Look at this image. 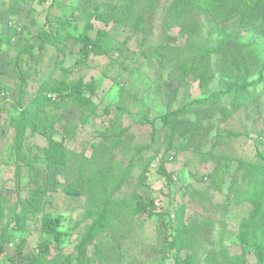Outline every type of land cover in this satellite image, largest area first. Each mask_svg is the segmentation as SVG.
I'll return each mask as SVG.
<instances>
[{"label":"rangeland","instance_id":"1","mask_svg":"<svg viewBox=\"0 0 264 264\" xmlns=\"http://www.w3.org/2000/svg\"><path fill=\"white\" fill-rule=\"evenodd\" d=\"M82 1L0 0V194L13 207L16 187L25 199L29 189L46 186V200L51 205L40 212L39 220L26 224L24 233H8L6 254L19 245L27 255L37 253L44 239L40 220L46 213L53 220L59 219L57 230L65 234L62 254L75 257L76 247L91 224L82 218L92 206H100L103 198L99 191L97 197L64 194L69 182L60 173L46 175L38 151L28 166L21 168L19 180L15 175L9 119L19 113L17 101L25 104L50 77L55 82L81 79L84 98L93 97L94 112L82 127L74 109L70 116L65 114L76 129L64 140L66 149L89 157L90 146L103 141L101 134H110L118 123L128 128L133 140L112 161L115 175L126 169L131 157L135 160L131 177L117 194L124 200L120 210L133 206V195L153 206L150 217H133L130 223L113 227L87 245L85 264H173V252L163 249V239L165 233L173 232L170 227L175 212L182 207L186 209L185 224L197 227L192 264H228L229 259L240 257L245 264H256L252 250L238 240L239 225L250 211L249 203L238 192L252 194L264 185V162L256 156L257 152L264 155V11L226 18L200 11L194 32L180 28L164 31V12L172 0H159L152 19H141L139 28L132 32L119 24L105 26L97 18L108 16L111 7L119 14L124 8L122 0ZM69 8L75 15L64 48L59 54L48 46L39 51L38 32L49 24L55 30L56 21ZM10 29H19L13 42L7 41ZM101 30L114 39L110 56L90 55L82 60L78 38L95 39ZM226 47L233 50L230 59L219 53L218 48ZM25 49L28 54H24ZM178 58L209 63L207 81L200 83L192 76L181 85L169 81L177 76L174 62ZM21 77L26 83L20 97ZM243 84L244 90L240 89ZM183 109L186 112L177 117L178 125L171 135L159 117ZM150 122L156 140L147 149ZM47 134L61 141L53 131ZM26 144L35 149L47 147L38 133L27 132ZM168 146L171 149L167 152ZM171 154L173 160L168 159ZM162 162L173 183L160 174ZM145 165L143 183L140 171ZM250 167H256V179ZM252 181L256 187L249 185ZM216 185L221 186L217 189ZM235 186V193H231ZM206 221L211 225L204 226ZM188 254L184 251L181 255ZM0 264H8L6 256Z\"/></svg>","mask_w":264,"mask_h":264},{"label":"trees","instance_id":"2","mask_svg":"<svg viewBox=\"0 0 264 264\" xmlns=\"http://www.w3.org/2000/svg\"><path fill=\"white\" fill-rule=\"evenodd\" d=\"M82 1V0H80ZM93 1V0H83ZM82 1V2H83ZM124 4L123 10L119 14H115L116 8L111 7L108 16L102 17L98 15L99 22L105 26L109 23L119 24L130 27L132 32L140 26L141 19L151 20L155 14L156 6L159 0H122ZM261 9L264 11V0H172L170 5L165 9L163 20L164 31L171 28L190 29L194 32L198 28V17L200 11L212 12L217 18H226L228 16L245 17L246 14H260ZM207 14V13H205ZM74 11L69 8L56 21L55 30L53 25L49 24L48 28H44L38 32L36 38L38 40V50L46 46L53 48L56 53L64 48V44L70 38L68 30L70 21L72 20ZM12 35L7 39L8 42L16 40L19 29H10ZM79 49L78 55L84 61L91 55L94 57H109L111 54V45L114 42L112 36H109L105 30L97 32L95 39L85 36L78 38ZM177 49H172V52ZM219 53H223L227 59L233 57V50L226 48H218ZM170 52V51H169ZM213 52L218 53L215 49ZM27 49L24 54H28ZM225 66H228V60ZM175 70L177 76L169 78V81H176L178 85L186 82L188 76L194 77V81L205 82L209 78V63L203 60L201 63H191L189 59H176ZM261 80H258L260 82ZM26 79L21 77L19 82V95L21 97ZM199 83V84H200ZM256 84V83H255ZM245 84L240 86L244 90ZM83 81H53L47 77L25 104L17 101L19 113L16 117L9 119V127L13 130L11 150L14 156V169L17 179H20L21 168L28 166L30 159L35 156L38 151L45 163L46 175L60 173L64 180L69 184L64 187L63 192L72 197H89L93 195L97 197L101 192L103 198L100 206H92L90 210L83 216V222H90L89 228L83 233V236L76 247V256L62 254V240L65 234L59 232V219H51L46 213L40 220L41 232L44 239L38 244L37 253L27 255L23 253V246L19 245L14 252L6 254L9 243L8 233L22 234L26 230V224L29 221L37 220L40 212L51 206L46 200L47 188L37 187L29 189L28 196L25 199L20 197L19 189L16 187V200L14 206L8 205L6 196L0 194V262L6 256L8 264H85V250L87 245L105 233L111 232L114 228L124 226L136 216L145 215L150 217L152 212V202H143L134 199L133 206L127 207L124 211L120 210L124 200L117 197L118 192L124 187L125 182L131 177V172L135 168V160L133 157L128 161V165L120 174H112L115 172L112 161L115 154L120 153L130 146L133 140L132 135L128 132V128L121 127L118 123L113 131L108 134L104 132L100 136L103 137L101 144H92L90 150L92 155L83 157L70 153L65 147L64 140L66 137L75 134L73 123L66 118L70 116L72 111H76L79 115V125L82 127L94 112L93 97L84 98ZM93 89V84L90 85ZM90 94V93H89ZM0 107V111H2ZM122 110V108H120ZM186 111L177 110L167 113L159 117L161 125L168 128L173 135L176 131L177 117L182 116ZM66 116V117H65ZM63 117V118H62ZM176 122V123H175ZM150 145L156 140L153 123L150 122ZM178 125V124H177ZM71 126L73 128L69 129ZM60 136L61 141H56L52 135L47 134L48 131ZM27 132L31 134L38 133L43 136L47 142L45 148L28 147L26 144ZM167 147V152L170 151ZM136 154H140L137 150ZM174 155H169V160H173ZM256 156L261 162H264V155L257 152ZM141 163V162H140ZM150 163V162H149ZM148 163V164H149ZM244 167L245 163H241ZM31 169V168H30ZM254 178H257L256 167L248 168ZM159 172L165 180L173 183L171 175L166 173L163 162L159 164ZM147 172V165L140 171L141 182ZM72 178V180H70ZM250 183V182H249ZM233 184H236L233 182ZM253 181L249 185H254ZM221 185H216L220 188ZM99 191V192H98ZM220 191V189H219ZM235 193L236 186L231 188V193ZM249 191L238 192L245 201L250 205L248 217L243 219L239 225L238 240L247 245L253 252L256 264H264V185L258 187L255 192L248 194ZM149 207H151L149 209ZM184 207L175 212L174 225L170 227L173 230L171 235L165 233L163 249L166 252H173V264H192L194 256L193 240L195 238L196 228L188 227L184 222ZM39 220V219H38ZM204 226L211 225L209 221L203 223ZM203 226V227H204ZM202 227V228H203ZM184 251H189L188 255L182 257ZM54 252V253H53ZM228 264H245L244 258L229 259Z\"/></svg>","mask_w":264,"mask_h":264}]
</instances>
